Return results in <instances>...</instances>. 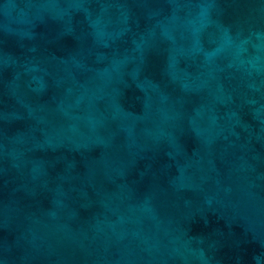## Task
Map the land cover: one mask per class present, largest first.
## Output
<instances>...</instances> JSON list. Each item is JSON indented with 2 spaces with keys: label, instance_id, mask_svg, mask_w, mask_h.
I'll return each instance as SVG.
<instances>
[{
  "label": "water",
  "instance_id": "1",
  "mask_svg": "<svg viewBox=\"0 0 264 264\" xmlns=\"http://www.w3.org/2000/svg\"><path fill=\"white\" fill-rule=\"evenodd\" d=\"M0 264H264V0H0Z\"/></svg>",
  "mask_w": 264,
  "mask_h": 264
}]
</instances>
